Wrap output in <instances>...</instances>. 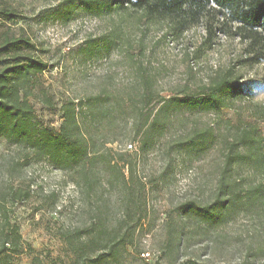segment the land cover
Returning a JSON list of instances; mask_svg holds the SVG:
<instances>
[{
    "label": "rangeland",
    "instance_id": "obj_1",
    "mask_svg": "<svg viewBox=\"0 0 264 264\" xmlns=\"http://www.w3.org/2000/svg\"><path fill=\"white\" fill-rule=\"evenodd\" d=\"M64 2L0 0V10L16 15L15 23L0 19V43L5 36L27 39L26 53L48 64L28 89L42 125L57 130L66 102L103 96L106 108L88 127L95 184L78 186L80 168L61 171L47 159L28 158L0 136V264H264V144L260 166L242 161L231 173L241 199L233 209L215 221L191 210L215 200L223 156L247 123L257 120L264 129V62L237 70L249 99L225 116L169 109L152 131L159 105L139 104L141 75L161 97L195 96L210 68L226 67L242 45L221 37L219 50L191 61L203 28L179 43L151 32L141 51V32L129 34L122 23L128 42L106 48L118 20L91 18L76 7L66 19ZM6 60L0 55V69ZM116 102L122 107L108 111ZM149 130L153 143L143 150ZM200 135L208 143L189 149L186 143Z\"/></svg>",
    "mask_w": 264,
    "mask_h": 264
},
{
    "label": "trees",
    "instance_id": "obj_2",
    "mask_svg": "<svg viewBox=\"0 0 264 264\" xmlns=\"http://www.w3.org/2000/svg\"><path fill=\"white\" fill-rule=\"evenodd\" d=\"M63 6L66 19L71 17V11L76 7L91 18L109 17L118 20L119 25L114 27L110 36L104 38L106 48L119 47L128 42L121 31L122 23L128 25L129 34L135 30L141 32L138 42L141 51H145V39L151 32L161 33L160 41L179 43L186 35L203 28L204 35L189 54L191 61L202 60L207 54L219 50L221 37L242 45V53L236 59L229 60L226 67L210 68L208 83L195 96L161 97L154 91L153 80L141 75L140 85L136 86L141 94L139 104L144 108L157 100L159 105L150 126L152 131H159V119L169 109H188L225 116L237 102L249 99L247 86L237 70L264 62V0H65ZM0 19L15 23L16 15L2 9ZM31 49L32 44L24 38L5 36L0 43V55L7 57L0 69V136L28 158L47 159L61 171L80 168L77 185L80 186L82 181L91 190L95 181L91 180L90 174L93 172L88 169V164L93 166L97 153L93 151L94 139L90 126L96 117V110L103 114L105 100L103 96L87 97L78 103L70 100L62 106L59 129L42 125L28 89L48 69V64L27 54ZM136 106L134 104L133 107L139 108ZM121 107L116 102L108 111ZM135 130L138 134L140 126L136 125ZM151 130L144 136L141 144L143 150L148 143H153L149 135ZM209 139L200 135L191 138L186 145L195 150L204 147ZM263 144L264 129L257 120L248 122L231 141L230 148L223 156V169L215 200L205 208L193 205L191 210L204 219L215 221L223 212L233 209L241 199L240 192L236 190L240 182L232 180L231 173L242 161L260 166ZM241 150L246 154L243 155ZM18 166L17 162L15 167ZM123 166L127 168V165ZM109 185L113 187L115 183L109 182ZM253 192L257 194L258 190ZM12 231L17 242L20 239L18 230L13 228ZM8 243L6 239L3 240L1 253L5 252ZM102 257L98 256L93 263L99 262Z\"/></svg>",
    "mask_w": 264,
    "mask_h": 264
},
{
    "label": "built area",
    "instance_id": "obj_3",
    "mask_svg": "<svg viewBox=\"0 0 264 264\" xmlns=\"http://www.w3.org/2000/svg\"><path fill=\"white\" fill-rule=\"evenodd\" d=\"M132 147H133V146H131V145H130V146L128 147V149H130V150H131V149H132Z\"/></svg>",
    "mask_w": 264,
    "mask_h": 264
}]
</instances>
